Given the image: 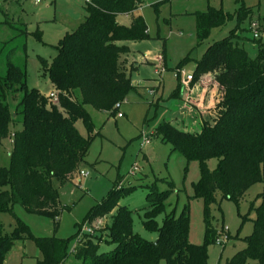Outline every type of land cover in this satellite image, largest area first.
Here are the masks:
<instances>
[{
    "label": "trees",
    "instance_id": "obj_1",
    "mask_svg": "<svg viewBox=\"0 0 264 264\" xmlns=\"http://www.w3.org/2000/svg\"><path fill=\"white\" fill-rule=\"evenodd\" d=\"M141 3L142 0H88L85 20L59 41L51 62L40 57L57 99L29 87L24 67L10 63L0 76V141L10 135V125L17 122L19 113L23 123L22 130L11 134L10 167L0 165V188L9 187L0 190V212L11 211L13 204L19 202L29 212L58 220L63 206L52 181H73L82 170L95 130L86 105L114 116L117 105L136 87L127 68L133 51L119 42L149 38L144 17L134 15ZM122 15H130L128 24L119 21ZM252 15V8L239 7V25L231 36L207 45L197 61L192 85L213 73L222 91L215 107V123L204 122L200 133L181 130L170 121L157 128V134L188 162L199 163L200 178L193 183L191 197L204 200V244L189 241L188 215L170 214L158 225L155 219L165 210L168 197V193H163L145 212L144 225L158 233L156 241L133 232L132 210L126 206H118L110 225L105 227V238L100 235L94 239L91 233H83L85 237H81L72 253L68 252L67 238L35 236L19 218L14 231L7 233L0 219V264H5L14 243L23 239H34L39 247L42 257L37 264H66L71 255L82 264H159L161 259L168 264H208V244L215 242L213 237L219 230L211 215L218 193L239 201L250 186L264 183V23L254 20L259 25V36H254L258 54L254 58L235 36L243 30L240 23ZM196 16L199 43L231 18L223 9L214 7ZM181 85L175 91L177 96ZM20 91L22 96L13 114L6 98ZM79 120L88 135L76 126ZM212 158L219 161L211 170L208 160ZM259 196L261 204L256 207L254 230L244 238L245 247L225 264H247L249 259L264 264V189ZM116 207L117 202L105 200L90 211L88 222L106 216ZM102 241L116 244L115 249L111 253L99 252Z\"/></svg>",
    "mask_w": 264,
    "mask_h": 264
},
{
    "label": "rangeland",
    "instance_id": "obj_2",
    "mask_svg": "<svg viewBox=\"0 0 264 264\" xmlns=\"http://www.w3.org/2000/svg\"><path fill=\"white\" fill-rule=\"evenodd\" d=\"M87 2L0 0V76L6 73L10 63L24 67L27 85L38 88L49 97L50 91L56 89L44 73L40 57L51 62L57 53L55 46L59 41L85 20ZM241 6L252 8L253 15L240 23L243 30L235 36L239 37L240 45L254 58L258 54V46L250 23L254 20L264 23V0H142L134 15L144 17L149 38L119 42L120 45H129L134 51L137 63H133H136V68L129 74L133 84L136 82V87L129 91L114 116L109 111L86 105L95 126L89 153L82 164V170L89 175L84 177L78 174L73 181L53 179V186L58 190L63 206L57 221L47 214L29 212L16 202L11 211L0 212L5 231H14L16 218H19L35 236L69 239L68 252L72 253L81 237H85L83 233L86 232L82 230L84 226L92 229L93 238L100 235L105 238V227L110 225L118 206H126L132 210L133 232L148 241H156L158 233L148 230L144 225L145 212L158 197L168 193L164 201L165 210L155 219L158 225L163 224L167 215H188L189 241L204 244V200L191 197L193 183L200 178L199 163L196 160L188 162L171 143L157 134V128L170 121L181 130L201 132V123L193 122L180 109L183 89L179 96L175 91L188 75L193 76L197 61L203 57L207 45L231 36L238 27V10ZM210 7L223 9L231 18L224 26L214 28L209 37L199 43L196 14L206 12ZM119 20L128 24L125 15L120 16ZM261 40L264 43V35ZM206 76H203L204 86L210 88L217 105L222 91L214 82L213 73ZM156 79L161 82L158 87L155 85ZM192 82L181 86L190 88ZM152 89L154 93H151ZM21 96L20 91L6 98L13 114ZM189 98L192 99V96ZM210 103L212 106H209V102L207 106L199 103V100H193L189 106H197L205 122L213 125L216 105L213 106V100ZM76 126L83 135L89 134L82 120L77 121ZM22 129V115L19 113L17 122L10 125V135L0 141L1 166L10 167L13 149L11 134ZM218 161L217 158L208 160L209 168L214 169ZM134 166L137 170L131 174ZM127 189L129 192H125ZM263 189L264 183L257 182L248 188L239 201L218 193L217 203L211 206L212 223L218 225L220 231L222 228L227 229L229 240L223 245L216 242L208 244V264H225L245 247L244 238L254 230L253 219L256 217V207L261 204L259 195ZM107 199L117 202V207L106 216L89 223L90 211ZM219 230L213 239L219 236ZM115 247L116 244L102 241L99 252L111 253ZM41 257L42 253L34 239L17 240L7 254L5 264H37ZM66 264L82 262L71 255ZM159 264L168 263L166 259H161ZM247 264L257 262L249 259Z\"/></svg>",
    "mask_w": 264,
    "mask_h": 264
},
{
    "label": "crops",
    "instance_id": "obj_3",
    "mask_svg": "<svg viewBox=\"0 0 264 264\" xmlns=\"http://www.w3.org/2000/svg\"><path fill=\"white\" fill-rule=\"evenodd\" d=\"M125 16H127L128 23H129L130 18H131L130 15H125ZM131 56L133 58L131 59V57H130V59H129L128 63H127V68H128L129 71H132L133 69H135L136 68L135 64L137 63L136 59L134 57V53ZM133 62H136V63H133ZM207 75H210V74H207ZM205 77H207V76L205 75ZM205 77H202L201 79H199L190 88H185L184 86H181V90L183 89V91H184L183 94L184 95L182 97L180 96L181 97V101H182L181 108H180L181 111H184L186 114H188L191 117L193 122H200L202 126H203V124L205 122V119H204L205 117L203 118L202 115L199 114V110H198L199 108L197 106H196V108H193V107L189 106V104H190V101H193V100L198 101L199 100V103H201V104L207 105L206 103L209 102V104H210L209 106H212L210 102H211V100H213L214 101L213 106L215 107L216 104H215V99L213 98L214 95L211 93L210 88H205V86H204L205 85V81L203 79ZM214 82L216 83V81H214ZM134 84H136V82ZM51 91H53V90H51ZM180 93H181V91H180ZM44 95H47V94H44ZM190 96H192L193 100L189 98ZM217 101H218V99H217Z\"/></svg>",
    "mask_w": 264,
    "mask_h": 264
},
{
    "label": "built area",
    "instance_id": "obj_4",
    "mask_svg": "<svg viewBox=\"0 0 264 264\" xmlns=\"http://www.w3.org/2000/svg\"><path fill=\"white\" fill-rule=\"evenodd\" d=\"M258 27H259V25H258V23L256 21L251 23L250 28L254 31V36L255 37L259 36ZM178 76H180V74H178ZM192 80H193V76L192 75H188V77L186 79H184L183 82H181V83H182V85L185 86L187 83L191 82ZM155 83H156V86H160V84H161L159 79H156ZM151 93H154V89L151 90ZM48 96H49V98L57 99V92L56 91H51ZM119 105L120 104H118L117 106L119 107ZM148 142L149 141L147 140V143ZM136 170H137V167L134 166L131 174H134V171H136ZM80 174L82 176H84V177L89 175V173L87 171H84V170H81ZM82 230L85 231V232H88V233H92L93 232L92 229L90 227H87V226H84ZM228 240H229V234L227 233V229L222 228L221 231L219 230V236L216 238L215 242L218 245H223Z\"/></svg>",
    "mask_w": 264,
    "mask_h": 264
}]
</instances>
